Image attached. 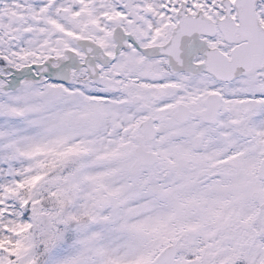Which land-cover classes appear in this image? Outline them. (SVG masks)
<instances>
[{
    "label": "snow or ice",
    "instance_id": "snow-or-ice-1",
    "mask_svg": "<svg viewBox=\"0 0 264 264\" xmlns=\"http://www.w3.org/2000/svg\"><path fill=\"white\" fill-rule=\"evenodd\" d=\"M0 264H264V0H0Z\"/></svg>",
    "mask_w": 264,
    "mask_h": 264
}]
</instances>
